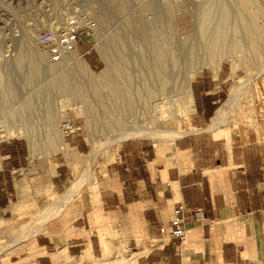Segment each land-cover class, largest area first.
Returning a JSON list of instances; mask_svg holds the SVG:
<instances>
[{"label":"rangeland","instance_id":"obj_1","mask_svg":"<svg viewBox=\"0 0 264 264\" xmlns=\"http://www.w3.org/2000/svg\"><path fill=\"white\" fill-rule=\"evenodd\" d=\"M209 1L212 0H0V143L18 138L25 146L24 163L18 162L16 168H10V193L4 209L0 210V264H34L29 248L33 237L41 233L60 237L64 228L70 226L68 221L78 214L88 196L93 197L106 176L105 173L104 178L98 180L93 176L94 180L90 174L84 178V171L92 173L91 163L97 170L105 171L107 163L115 157V147L120 141L140 139L160 144L159 152L187 134L190 126L176 136L171 131L181 129L179 122L183 114L186 113L188 120L187 82L195 71L220 69L228 76L224 95L216 108L228 99L231 87L234 89L232 100L237 98L229 108L223 107L228 109V114L222 120L214 123L210 118L203 131L195 130L198 133L193 137H197L198 149L208 154L213 149L221 151L222 138H227L231 131H248L259 139L264 138V133L255 132L256 126L264 130V73L259 75L262 78L253 74L256 69L264 68V36L257 30L259 25L264 27V0H255L261 7L257 5L259 12L254 6L247 7L250 11L245 13L246 16L251 15L255 22L251 25L252 20L247 16V31L237 28L229 33L231 40L237 42L238 50L247 39L254 40L255 44L248 47V61L244 62L239 52L232 51L229 58L212 56L219 60L217 67L215 64L188 65L183 61V55L190 40L198 41L200 51L204 52L202 41L208 33L197 32L196 24L199 7ZM224 2L234 6V0ZM73 10L87 12L95 24L92 30H81L78 34L77 42L91 46L95 53L93 64L87 66L81 59L83 56L76 52L58 62H49L44 51L35 44L38 32L58 25L63 16ZM141 23L148 33H135ZM141 37L146 39L143 41ZM156 45L166 49V52L162 51L164 56L167 53V59L176 53L174 57L179 63H173L174 68L168 67L162 95L147 97L144 95L146 86L160 92L155 78L153 80L148 73V78L153 80L149 81L146 74L147 66L154 60L152 47ZM78 55L81 58L73 59ZM63 79L67 80L71 91L58 88ZM21 110H24L23 116ZM47 110L51 112V122L45 119ZM61 119L68 120L78 130L61 136L58 129ZM130 126L143 130L114 139L115 133ZM150 130H158L163 137H151L146 133ZM225 131L227 135H224ZM108 135H112L109 141L105 139ZM30 138L33 146L29 144ZM60 139L63 144L56 149ZM54 164L65 168L61 184L50 182ZM81 171L83 174L76 176ZM88 221L93 220L88 218ZM227 222L234 238L243 240L242 225L232 219ZM116 252L121 253L117 264H130L125 255L129 256L131 252L120 243L114 251H109L108 259ZM75 258L63 256L61 264L73 263Z\"/></svg>","mask_w":264,"mask_h":264},{"label":"crops","instance_id":"obj_2","mask_svg":"<svg viewBox=\"0 0 264 264\" xmlns=\"http://www.w3.org/2000/svg\"><path fill=\"white\" fill-rule=\"evenodd\" d=\"M80 44L76 42L75 52L85 65L93 64V49ZM227 80L220 69L193 72L186 90L188 120L183 114L181 129L171 131L176 136L190 126L188 133L159 152L160 144L120 141L101 186L85 199L68 221L70 226L60 237L46 233L33 237L29 246L33 263L61 264L66 256L76 257L70 264L83 259V264H114L121 253L111 259L107 254L120 243L132 253L130 264H264V138L231 131L222 138L221 151L208 154L196 147L193 137L195 130L203 131L212 121ZM255 132L264 130L256 126ZM24 148L18 138L0 143V210L10 193V168L24 163ZM64 175L65 168L54 164L51 184H61ZM177 202L200 207L203 218L195 222L185 217V235L161 241L156 226ZM229 219L242 225L243 240L234 238Z\"/></svg>","mask_w":264,"mask_h":264},{"label":"bare ground","instance_id":"obj_3","mask_svg":"<svg viewBox=\"0 0 264 264\" xmlns=\"http://www.w3.org/2000/svg\"><path fill=\"white\" fill-rule=\"evenodd\" d=\"M231 1V0H230ZM255 2H257V1H255V0H234V6H231V3L230 4H228V3H226V2H224V0H212V1H209L207 4H203V5H201V7H199V18H198V22H197V24H196V31L198 32V31H202V32H207L208 34L205 36V39L202 41L203 43H202V46H203V48H204V52L202 53L201 51H200V46L201 45H199V42L198 41H191L190 40V44L189 45H187L186 47H187V49L186 50H184V55H183V61L186 63V64H188V65H195V64H197V65H208V64H215L216 65V67L218 66V59H216V57H218L219 59L220 58H222V57H226V56H228V58L230 57V52H239V57H242V59H243V61L244 62H246V61H248V58H250L248 55H247V52H248V47H249V44L250 45H254L255 43H254V40H252L251 42L249 41H247L246 40V42L244 41L242 44L241 43H239V44H241V46H240V49L238 50L237 48L239 47L233 40H231L232 38H230V36H229V33L230 32H233L235 29H237V28H241L242 30H244V31H247L246 29H248V26H249V19L251 18V15L249 16V14H247V16H249V19L247 18V16H246V12H248V11H250L249 9H247V7L248 6H254L255 7V10L257 11V12H259V10H260V6L258 5L259 3H255ZM257 5L260 7H257ZM262 6V5H261ZM172 8V7H171ZM251 8V7H250ZM253 8V7H252ZM259 9V10H258ZM254 10V11H255ZM261 10H263V9H261ZM67 11V10H66ZM170 11V10H169ZM250 13V12H249ZM252 13H254V12H252ZM167 16V15H166ZM253 18V17H252ZM250 19V20H252V21H250V22H252L251 23V25L253 24V22H254V20L253 19ZM168 19V18H167ZM231 19H233L234 21L232 22L231 21ZM256 21V20H255ZM135 22V21H134ZM144 22V21H143ZM147 23V22H146ZM255 23V22H254ZM140 24V23H139ZM137 26V25H136ZM256 26H258V25H256ZM255 26V28H258V27H256ZM261 25H259V29H257V30H259V32L260 33H262L263 34V36H264V27H263V24H262V26L260 27ZM132 27L134 28V25L132 24ZM137 27H139L138 29H136V31H135V33L137 32V33H139V32H141V33H146V31L148 30L142 23H141V25L140 26H137ZM254 27V26H253ZM138 30V31H137ZM249 30H251V29H249ZM141 33H139V34H141ZM147 33H148V31H147ZM151 33V32H150ZM133 34H134V32H133ZM193 34V33H192ZM243 34H245L244 32H243ZM142 35V34H141ZM147 34H145L144 36H146ZM150 35V34H149ZM248 35V34H247ZM246 35V36H247ZM137 36H138V34H137ZM139 37V36H138ZM147 37H148V35H147ZM150 37V36H149ZM192 37V36H191ZM140 38V37H139ZM142 38V37H141ZM150 38H152V37H150ZM185 38V37H184ZM190 38V37H189ZM131 39V38H130ZM143 39V41H144V39H146V37L145 38H142ZM171 39V38H170ZM244 39H246V38H244ZM188 40V39H187ZM235 40V39H234ZM239 40V39H238ZM262 40H263V38H262ZM133 41V40H132ZM171 41V40H170ZM236 41V40H235ZM261 41V40H260ZM260 41H259V43H260ZM141 42V41H140ZM148 42H149V40H148ZM188 42V41H187ZM146 43V42H145ZM151 43L153 44V42L151 41ZM189 43V42H188ZM197 43H198V45H197ZM257 43V42H256ZM149 44H150V42H149ZM148 44V45H149ZM159 44V43H158ZM157 44V45H158ZM160 44H162V43H160ZM263 44V43H262ZM262 44L260 43V45L262 46ZM133 45V44H132ZM151 46L152 47V50H153V61H152V64L151 65H148L147 63H145V64H147L148 66V72H147V70H146V74H147V78L151 75V77H153V80H154V78H155V82H156V85H157V89H158V91H160L159 93H156V92H154L153 91V89L155 88H153V89H151L150 87H145V90H144V95H146L147 97L149 96V97H151V96H159V95H162V90H164V86H165V83H166V78H167V75H166V72H167V70H168V67L169 68H171V67H173L174 68V66H171L173 63H177V61H178V63H179V60L177 59V58H175L174 57V55L176 56V53L174 54V55H169L170 57H168V59H167V53H166V56H164L163 55V49H164V51L166 50L165 48H162V47H160V46ZM260 45H258V47L260 46ZM169 47V46H168ZM175 47V46H174ZM177 47V46H176ZM145 48V47H144ZM162 48V49H161ZM262 48V47H261ZM183 49H184V47H183ZM259 49H260V47H259ZM264 49V48H263ZM179 50V49H178ZM181 51V50H180ZM179 51V52H180ZM72 52H74V51H72ZM72 52H70V53H72ZM166 52V51H165ZM251 53V52H250ZM27 54V53H26ZM40 55V54H39ZM28 56V55H27ZM144 56V55H143ZM180 56V55H179ZM212 56H216L215 57V59H216V61H215V59L212 57ZM138 57V56H137ZM78 58H80V57H74L73 59H78ZM139 58H141V57H139ZM143 58V57H142ZM135 59V58H134ZM138 61H139V59L138 58H136ZM150 59V58H149ZM152 60V59H151ZM218 60V61H217ZM33 61V60H32ZM83 61V60H82ZM145 61H146V59H145ZM144 61V62H145ZM180 61H181V56H180ZM183 61H182V63H183ZM78 62V61H77ZM135 62H136V60H135ZM150 62V61H149ZM148 62V63H149ZM34 63V62H33ZM138 63V62H137ZM139 63H141V61L139 62ZM151 63V62H150ZM184 63V64H185ZM34 65H35V63H34ZM137 65V64H136ZM179 65V64H178ZM137 66H139V64L137 65ZM142 66H144V65H142ZM198 66V67H199ZM195 67H197V66H195ZM262 67H264V66H262ZM137 68H139V67H137ZM141 68V67H140ZM143 68H145V67H143ZM143 68H141V70L143 69ZM188 68V67H187ZM146 69V68H145ZM144 69V70H145ZM189 69H191V68H189ZM262 69H264V68H262ZM262 69H260V68H258V69H256L257 71H255L253 74H254V76H259L261 73H264V70L263 71H260V70H262ZM122 70V69H121ZM138 70V69H137ZM260 71V72H259ZM135 72V71H134ZM133 72V73H134ZM138 73L140 72V69H139V71H137ZM142 72V71H141ZM143 73H144V71H143ZM142 73V74H143ZM148 73H150V75L148 74ZM187 73H188V71H187ZM135 74V73H134ZM252 74V73H251ZM141 75V74H140ZM143 75H145V74H143ZM149 75V76H148ZM178 75V74H177ZM135 76H136V74H135ZM146 76V75H145ZM262 76V75H261ZM261 76H259V77H261ZM62 77V76H61ZM123 77V76H122ZM142 77V76H141ZM31 78V77H30ZM66 78V77H65ZM135 78V77H134ZM146 78V77H145ZM256 78H258V77H256ZM262 78V77H261ZM2 79V78H1ZM133 79V78H132ZM140 79V78H139ZM142 79H143V77H142ZM149 79V81H153L151 78H148ZM151 79V80H150ZM134 80V79H133ZM138 80V79H137ZM172 80V79H171ZM259 80V79H258ZM62 82H60L59 84H58V88L62 91V90H64V91H71V89H70V86L68 85V83H67V80L66 79H63V80H61ZM144 81H147V80H144ZM136 82V81H135ZM141 82V81H140ZM143 82V81H142ZM154 82V83H155ZM259 82V81H258ZM145 83V82H144ZM144 83H142V84H144ZM261 83V82H260ZM0 84H1V82H0ZM132 84H134V81H133V83ZM152 85V84H151ZM155 85V84H154ZM141 86V85H140ZM166 86H167V84H166ZM122 87H123V89H124V86H123V83H122ZM132 87H133V85H132ZM166 88V87H165ZM155 90V89H154ZM157 91V92H158ZM253 91V90H252ZM165 92V91H164ZM73 93V92H72ZM254 94V93H253ZM264 94V93H263ZM108 95V94H107ZM142 95V94H141ZM234 96V89H232V87L229 89V93H228V99L224 102V103H222V106H220V107H218L217 109H216V111H215V114H214V116L212 117V122H214V123H217V122H219L220 120H222L223 118H224V116H226L227 114H228V112H227V110L228 109H223V107L224 106H228V108L231 106V105H233V103L237 100V98L235 97L234 98V100H232V97ZM253 96H255V95H253ZM260 96H262V94L260 95ZM43 97V96H42ZM256 97V96H255ZM252 100V99H251ZM255 101L254 102H256L257 100L256 99H254ZM126 104H128L127 102H126ZM125 105V104H124ZM44 107V106H43ZM47 107V106H46ZM22 109V108H21ZM47 109V108H46ZM88 110V109H87ZM22 112H24V110H21V114H22V116H23V113ZM26 116V115H25ZM52 118V116H51V112L49 111V110H47L46 112H45V119L46 120H50ZM90 119H91V117H90ZM52 120V119H51ZM51 120L50 121H48V122H51ZM258 119H256V121H257ZM25 121V120H24ZM255 121V122H256ZM29 122V121H28ZM255 122H254V124H255ZM31 123V122H30ZM256 123H258V121L256 122ZM213 126H214V124H213ZM126 130H123V131H121V132H117V133H115L114 134V139L115 140H118L119 138H125L126 136H128V135H133V133H135V134H137V132L139 133V131L138 130H140V131H142L143 129H141V128H135V126H130V127H127V128H125ZM25 132V131H24ZM158 130H150V131H148V132H146V133H149V135L151 136V137H153V138H161V137H163V136H161V135H159L158 134ZM26 133V132H25ZM143 133L145 134V132L143 131ZM112 135H108V137L107 138H105L107 141H109V137H111ZM32 138H30V145L31 146H33V141L31 140ZM117 142V141H116ZM63 142H62V139H60L59 141H58V145H60V144H62ZM113 145V144H112ZM112 147V146H111ZM114 148V147H113ZM116 148V147H115ZM115 148H114V150H115ZM112 151H113V149H112ZM113 153V152H112ZM99 164V163H98ZM88 165H89V163H88ZM87 166V165H86ZM92 169H93V171H92V169L90 170L92 173H90L89 172V174H88V172H85L84 170V175H83V177L84 176H88V175H92V177L94 176L95 178H97L96 180H98V179H100L101 177H103L104 175H105V171L104 170H102V171H99V170H97V167H95L94 165H93V163H91L90 165H89ZM89 168V167H88ZM99 168V167H98ZM83 171H81V173H79V174H76V176L78 175H82L83 174ZM89 171V170H88ZM86 176V177H87ZM82 177V178H83ZM91 177V176H90ZM93 177V179L95 180V178ZM85 178V177H84ZM87 179V178H86ZM134 257V256H133ZM120 258V257H119ZM119 258H117V259H114V261H112L114 264H117V263H119L120 261H119ZM125 258H126V260L128 261V262H130V261H132V253H130L129 254V256H126L125 255ZM134 259V258H133ZM76 264V263H75Z\"/></svg>","mask_w":264,"mask_h":264},{"label":"built area","instance_id":"obj_4","mask_svg":"<svg viewBox=\"0 0 264 264\" xmlns=\"http://www.w3.org/2000/svg\"><path fill=\"white\" fill-rule=\"evenodd\" d=\"M94 26V21L87 12L73 10L65 14L58 25L38 32L34 38L35 44L44 51L49 62H58L70 52H75L79 32L81 30L90 31ZM58 129L61 136H67L78 130V127L66 119H61ZM185 217L199 222L203 218V213L200 207L187 208L182 202H177L171 208L166 220L156 226L158 239L161 241L181 239L186 232Z\"/></svg>","mask_w":264,"mask_h":264}]
</instances>
